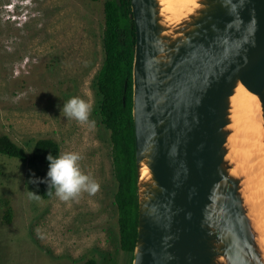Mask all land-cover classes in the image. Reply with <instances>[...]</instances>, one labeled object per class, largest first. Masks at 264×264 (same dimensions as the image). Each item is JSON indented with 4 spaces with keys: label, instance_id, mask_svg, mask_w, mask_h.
I'll return each instance as SVG.
<instances>
[{
    "label": "water",
    "instance_id": "1",
    "mask_svg": "<svg viewBox=\"0 0 264 264\" xmlns=\"http://www.w3.org/2000/svg\"><path fill=\"white\" fill-rule=\"evenodd\" d=\"M129 2L138 199L132 264H264L246 175L231 172L238 160L227 144L238 83L257 94L264 120V0H197L171 25L161 0Z\"/></svg>",
    "mask_w": 264,
    "mask_h": 264
},
{
    "label": "rangeland",
    "instance_id": "2",
    "mask_svg": "<svg viewBox=\"0 0 264 264\" xmlns=\"http://www.w3.org/2000/svg\"><path fill=\"white\" fill-rule=\"evenodd\" d=\"M105 1L0 0V134L26 150L33 138L54 137L60 154H80L81 171L98 185L66 201L55 193L47 200L30 198V191L36 193L29 182L35 175L19 160L0 154V264H82L90 257L96 264H132L118 245L111 143L93 85L103 61ZM11 2L8 10L4 5ZM161 2L164 9L172 6V21L197 0ZM71 97L91 106L89 122L63 115L60 109ZM263 147L252 155L247 147L233 148L235 173L246 175L244 192L254 225L262 222L263 208L249 189L246 168L261 155L264 161ZM7 208L9 223L4 221ZM85 248L93 249L86 253Z\"/></svg>",
    "mask_w": 264,
    "mask_h": 264
},
{
    "label": "trees",
    "instance_id": "3",
    "mask_svg": "<svg viewBox=\"0 0 264 264\" xmlns=\"http://www.w3.org/2000/svg\"><path fill=\"white\" fill-rule=\"evenodd\" d=\"M96 1V0H89ZM103 61L93 82L99 97L98 112L102 125L109 131L112 174L116 182L114 204L117 211L118 245L131 255L137 237L138 199L135 164V137L132 117V62L135 29L129 0H106L103 5ZM30 151V152H29ZM60 155L59 142L51 136L33 138L29 149L0 134V154L22 162L37 178H45L49 162L46 156ZM36 193L47 200L48 185L35 182ZM11 210L4 212L10 222ZM82 264H96L90 257Z\"/></svg>",
    "mask_w": 264,
    "mask_h": 264
},
{
    "label": "bare ground",
    "instance_id": "4",
    "mask_svg": "<svg viewBox=\"0 0 264 264\" xmlns=\"http://www.w3.org/2000/svg\"><path fill=\"white\" fill-rule=\"evenodd\" d=\"M184 1V0H182ZM198 3L192 5L183 17H179L177 20H168V12L172 6L165 5V23L171 25L178 22L180 19L191 13ZM162 10L164 6L162 5ZM230 134L228 136L227 144L229 146L228 155L233 156V148L237 145L247 147L249 153L252 155L257 149L263 147V111L259 97L257 94L248 90L242 83H238L233 94L230 97ZM262 136V137H260ZM245 144V145H244ZM264 151V147H263ZM251 160L255 159V156H251ZM234 157V156H233ZM236 165L231 169L232 173H235ZM246 173L249 175V189L253 194L260 199V206L263 208V219L261 223L253 224L257 231V241L263 251L264 256V161L262 155L260 160H254L251 163V167L246 168ZM244 172V170H243ZM148 174L146 166L142 167V175ZM245 197L250 200L247 193Z\"/></svg>",
    "mask_w": 264,
    "mask_h": 264
},
{
    "label": "clouds",
    "instance_id": "5",
    "mask_svg": "<svg viewBox=\"0 0 264 264\" xmlns=\"http://www.w3.org/2000/svg\"><path fill=\"white\" fill-rule=\"evenodd\" d=\"M66 118L75 119L81 123L89 122L91 106L83 99L71 97L60 109ZM90 123H94L90 122ZM30 152V151H29ZM49 162L45 178L34 177L29 182L35 183L37 180H44L47 185V194L54 193L61 200H69L76 197L82 191L94 192L98 185L88 175L84 174L79 166L80 154L76 152H65L60 155L46 156ZM30 198L39 199V194L29 192Z\"/></svg>",
    "mask_w": 264,
    "mask_h": 264
},
{
    "label": "crops",
    "instance_id": "6",
    "mask_svg": "<svg viewBox=\"0 0 264 264\" xmlns=\"http://www.w3.org/2000/svg\"><path fill=\"white\" fill-rule=\"evenodd\" d=\"M93 248H85V252L88 253V252H91ZM105 250H107V248H103Z\"/></svg>",
    "mask_w": 264,
    "mask_h": 264
}]
</instances>
